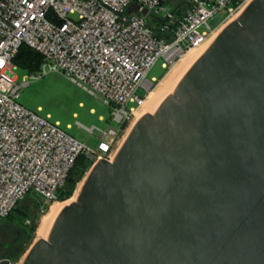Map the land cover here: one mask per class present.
<instances>
[{
    "label": "water",
    "instance_id": "obj_1",
    "mask_svg": "<svg viewBox=\"0 0 264 264\" xmlns=\"http://www.w3.org/2000/svg\"><path fill=\"white\" fill-rule=\"evenodd\" d=\"M22 264H264V0L92 166Z\"/></svg>",
    "mask_w": 264,
    "mask_h": 264
},
{
    "label": "built area",
    "instance_id": "obj_2",
    "mask_svg": "<svg viewBox=\"0 0 264 264\" xmlns=\"http://www.w3.org/2000/svg\"><path fill=\"white\" fill-rule=\"evenodd\" d=\"M167 1L0 0V218L30 191L44 214L80 155L111 162L152 92V67L207 48L252 0H190L179 16ZM22 45L43 58L39 77L60 73L110 109L115 128L87 129L99 133L95 152L18 103L30 83L13 74Z\"/></svg>",
    "mask_w": 264,
    "mask_h": 264
},
{
    "label": "rangeland",
    "instance_id": "obj_3",
    "mask_svg": "<svg viewBox=\"0 0 264 264\" xmlns=\"http://www.w3.org/2000/svg\"><path fill=\"white\" fill-rule=\"evenodd\" d=\"M176 1L177 0L174 2L167 1L163 3V5L172 8L175 6ZM203 49L204 48L196 49L192 51V53L194 52L199 58L205 52ZM181 64L182 61H179L170 71H165L161 68V61L159 60L147 75L148 80L152 78L156 80L152 92H156L160 81L168 74L177 70ZM191 66H188L186 71L184 70L185 72H182L179 79L177 78V83ZM13 74L19 82L23 81L24 77L30 82L29 86L21 91L18 103L25 109L36 113L42 118L47 117L51 123H57L62 131L79 143L85 144L89 151H96L99 142V133L94 131V134H90L87 129L95 128L103 132L115 128V125L110 123V109L99 103L82 88L73 84L64 75L48 72L39 77V74L36 73L33 76L34 79L29 80L28 74L20 69L15 70ZM177 83L174 84L173 89H170L165 96L160 99L157 105L152 104L149 99H147L144 107L140 111V114H142L141 116L150 113L153 114L160 103L168 95L172 94ZM138 94L141 96L142 92L139 91ZM93 165V161L83 154L74 166L69 180L62 189L56 192L57 201L47 206L44 214L39 213V199L30 191L26 197L19 202L16 212H13L10 217L6 219H0V260L7 259L12 264H22L28 250L37 240H40L37 234V228L41 218L48 213L51 207L61 205L64 208L71 199L76 197L85 177ZM19 210H24L27 216L23 217L21 221L16 222V218H18L17 211ZM11 218L14 219V223L11 221ZM27 222L29 223L27 224Z\"/></svg>",
    "mask_w": 264,
    "mask_h": 264
},
{
    "label": "bare ground",
    "instance_id": "obj_4",
    "mask_svg": "<svg viewBox=\"0 0 264 264\" xmlns=\"http://www.w3.org/2000/svg\"><path fill=\"white\" fill-rule=\"evenodd\" d=\"M211 43H209V46L211 45ZM205 48L203 49V51L204 50L206 51ZM192 51H194V50H192ZM192 51H190L187 55L184 56V58L181 60L182 61V64H181V66L177 70H175L174 72L168 74L165 78L162 79V81H160V83L158 85L159 87H158L157 91L156 92H151V94L149 95L148 99H149V101L152 104H154V105L156 104L157 105V103L160 101V99L162 97H164L165 94L170 89H173L174 84L177 83V78L179 79V76L182 75V72L184 70L186 71V68H188V66H191V64L197 60L198 56H196V54L194 52H193L194 53L193 54ZM140 116H139V118L137 120H139L142 117V116L141 117ZM130 130H129V132H130ZM128 133H127V135H128ZM78 193H77V195H78ZM77 195H76V197H77ZM76 197L73 198V199H71V201H69L65 206L73 203L76 200ZM62 208L63 207L61 205L60 206H53V207H51L49 209L48 213L41 218V220L39 222V225H38V228H37V234H38V236H39L40 239H43V240H46L47 239L46 236L48 234V231L50 230V227H51L54 219L57 217V215L62 210Z\"/></svg>",
    "mask_w": 264,
    "mask_h": 264
},
{
    "label": "trees",
    "instance_id": "obj_5",
    "mask_svg": "<svg viewBox=\"0 0 264 264\" xmlns=\"http://www.w3.org/2000/svg\"><path fill=\"white\" fill-rule=\"evenodd\" d=\"M168 1L169 2H174L175 0H168ZM189 1L190 0H177L175 2V6L172 7L171 9L173 10V12L176 13V15L179 16L182 13L183 9H185L187 7V5L189 4ZM156 36L158 38L168 37V33H159V32H157ZM12 63H13V65L15 67H17V69H20L21 71L27 73L28 75H35L36 73L39 72V70H40V68H41V66L43 64V58L40 55H38L37 53H35L33 50L28 48L27 46L22 45L19 48L17 54L14 56V58L12 60ZM81 156H83V155H80L77 158L74 166L76 165L78 160L81 158ZM74 166H73V168H74ZM73 168L70 170V172H69V174L67 176L66 182L69 180V176H70ZM40 204H41V202H40ZM18 205H19V203L10 212L9 215H7L5 218H0V219H6V218L10 217V215L13 212H16V210L18 208ZM17 214H18V218H16V222L21 221L23 219V217L27 216L26 212L24 210L17 211ZM11 221L13 222L14 219L11 218ZM13 225H15V224H13Z\"/></svg>",
    "mask_w": 264,
    "mask_h": 264
}]
</instances>
